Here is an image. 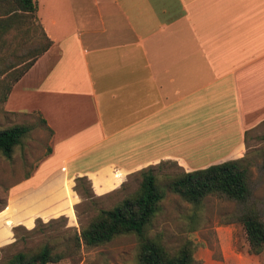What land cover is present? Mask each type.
<instances>
[{"label":"crops","instance_id":"crops-1","mask_svg":"<svg viewBox=\"0 0 264 264\" xmlns=\"http://www.w3.org/2000/svg\"><path fill=\"white\" fill-rule=\"evenodd\" d=\"M34 1L53 44L5 101L50 131L25 190L246 153L264 124V0Z\"/></svg>","mask_w":264,"mask_h":264},{"label":"rangeland","instance_id":"rangeland-1","mask_svg":"<svg viewBox=\"0 0 264 264\" xmlns=\"http://www.w3.org/2000/svg\"><path fill=\"white\" fill-rule=\"evenodd\" d=\"M37 23L38 20L29 18L19 30H0V128L15 124L30 126L10 158L0 155V262L19 250L35 248L47 241L61 249L65 235L78 231L100 209L116 205L134 192L141 181L136 172L124 177L120 184V173L106 170L103 177H93V186L87 178L91 184L87 194L82 189H74L75 180L72 186L71 181H57L53 191L25 190L24 182L34 175L35 167L49 152L50 131L35 113L7 111L5 101L14 85L13 78L24 67L22 64L44 42ZM14 64L19 65L10 69ZM9 85L12 86L4 100ZM262 135L264 124L246 135L243 156L250 163L251 193L245 203L208 195L199 207H194L164 187L166 196L147 227L149 237L159 240L169 250L177 249L184 239H190L195 264H264V251L259 255L247 252L245 233L235 219V215L246 208L255 209L264 219ZM153 171L159 177V184L164 185L165 175L183 169L166 161L153 166ZM136 255V236L124 234L103 245L82 246L71 257L48 264H136Z\"/></svg>","mask_w":264,"mask_h":264},{"label":"trees","instance_id":"trees-1","mask_svg":"<svg viewBox=\"0 0 264 264\" xmlns=\"http://www.w3.org/2000/svg\"><path fill=\"white\" fill-rule=\"evenodd\" d=\"M0 30L10 28L19 30L26 19L37 20V4L34 0H0ZM44 42L32 55L24 67L13 78L12 84L30 68L36 58L45 52L53 41L37 23ZM19 64L10 67L15 69ZM12 85L4 94L7 97ZM43 124L45 121L41 119ZM30 130L26 124H15L0 128V155L10 158L14 148ZM264 140V135H262ZM141 181L137 189L124 197L111 208L100 209L86 225L63 238V246L56 249L52 241L35 248L19 250L6 257L0 264H48L55 263L75 254L82 246L93 247L106 244L124 234H134L137 238L136 264H195L194 245L190 239H184L175 250H169L164 244L148 235L147 227L160 210L166 196V187L172 193L194 207H199L208 195H215L238 203H245L251 193L250 163L245 156L228 159L204 168L181 171L165 175V186L159 184L153 166L138 171ZM75 190L87 194L90 181L86 176L76 177ZM235 219L239 222L247 240V252L259 255L264 251V219L253 208H246ZM28 232V231H27Z\"/></svg>","mask_w":264,"mask_h":264}]
</instances>
